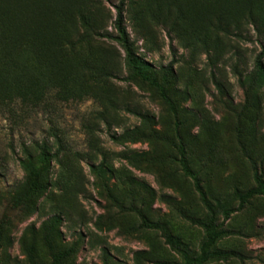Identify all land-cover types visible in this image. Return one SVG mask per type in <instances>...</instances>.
Returning a JSON list of instances; mask_svg holds the SVG:
<instances>
[{"label":"rangeland","instance_id":"obj_1","mask_svg":"<svg viewBox=\"0 0 264 264\" xmlns=\"http://www.w3.org/2000/svg\"><path fill=\"white\" fill-rule=\"evenodd\" d=\"M213 1H127L128 32L136 53L152 65L157 84L131 76L116 41L93 37L71 58L72 64L87 59L91 66L84 70L77 62L74 96L58 98L55 89L35 108L19 101L0 104L2 264H31L25 249L31 243L40 262L50 264L43 225L57 215L63 220L57 247L77 244L67 264H183L160 230L142 226L135 208L165 223L193 253L200 252L204 230L187 216L203 217L207 210L192 179L173 159L176 119L158 86L161 68L173 60L174 76L166 92L176 104L190 165L199 173L218 221L225 208L237 207L239 194L256 185L248 155L264 172V76L253 91L250 85L264 48V23L261 33L242 5L237 18L219 25L217 13L208 15L216 12ZM118 2L79 1L90 10L95 31L112 34ZM63 30L77 42L86 29L74 17ZM101 67L103 72L95 71ZM107 71L116 76L104 75ZM135 128L154 129L170 140L111 138ZM55 133L66 148L61 160L69 175L63 181V167L54 162L51 189L33 209L15 207L13 197L24 191L26 181L20 158L26 148L33 150L43 141L56 151ZM136 154L145 156L126 158ZM92 164L104 165L105 171L95 172ZM225 228L232 232L217 247L240 256L207 264H264V196L252 198Z\"/></svg>","mask_w":264,"mask_h":264},{"label":"trees","instance_id":"obj_2","mask_svg":"<svg viewBox=\"0 0 264 264\" xmlns=\"http://www.w3.org/2000/svg\"><path fill=\"white\" fill-rule=\"evenodd\" d=\"M80 0H0V104L9 106L16 101L29 107H38L47 98L51 90L58 89V98H68L76 94L77 67L90 69L87 59H78L71 63V58L77 56V48L88 39H112L116 41L125 52V61L133 78H141L150 83L157 84L154 69L150 63L140 57L135 51V43L132 41L126 26V8L128 0H119L115 5L116 18L114 20L115 34L95 31L91 23L90 10ZM216 12L215 21L221 25L225 21L237 18L239 8L243 5L246 18L254 20L257 29L262 33L264 23V0H214ZM205 7V5L203 6ZM201 8V7H200ZM79 18L85 26V33L77 42H71L69 32L63 30L68 27L70 18ZM53 21L50 23V21ZM218 25V26H219ZM239 36V34H236ZM103 67L95 71L103 72ZM108 77H115L112 72H105ZM174 76V60L161 68L162 82L158 84L163 99L171 108L176 119V134L172 142L177 150L173 159L179 163L184 175L191 178L196 191L207 210L203 217L187 216V218L204 230V239L199 253H193L187 244L163 222L153 221L148 218L142 209L133 207L143 219L142 226L148 229L160 230L166 243L182 258L183 264H207L214 259L227 260L231 257H239L240 254L233 250H224L217 247L218 241L232 231L225 228V224L235 213L244 210L250 200L256 196H264V172L261 164L248 155L254 170L255 186L239 194L237 207L225 208L222 211V221H218V213L215 205L208 199L203 189L199 173L191 167L187 155V147L184 137L180 133L181 123L177 121L178 111L176 104L167 94V86ZM264 76V48L255 60V77L251 81L253 91L255 84ZM130 112L135 111L127 108ZM58 142L56 151H52L48 142L36 143L33 150L25 149L24 157L20 158V164L26 174L24 191L18 192L13 198V205L23 210L34 208L37 200L42 198L54 185L52 181L53 163L63 167V181L69 175L61 160V154L66 150L62 139L55 133ZM116 141L131 140H163L152 129L146 132L142 128L126 131L121 136L112 135ZM136 154L128 159L144 157ZM95 171H105L104 165H91ZM135 182V181H134ZM137 184L146 187L144 184ZM20 193V194H19ZM60 215L54 216L43 225L44 245L48 249L52 261L50 264H67L75 255L77 244L70 248L57 247L55 240L59 237V227L62 223ZM4 237V223L0 222V264L1 245ZM25 249L31 264H43L37 254L35 243L26 244ZM144 256L145 253H140ZM160 264H174L160 261Z\"/></svg>","mask_w":264,"mask_h":264}]
</instances>
